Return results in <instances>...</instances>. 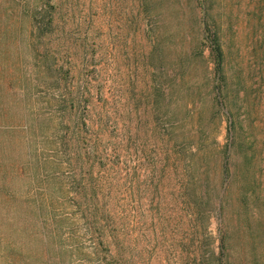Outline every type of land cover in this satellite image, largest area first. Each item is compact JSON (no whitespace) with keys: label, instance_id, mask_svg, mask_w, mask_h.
<instances>
[{"label":"rangeland","instance_id":"obj_1","mask_svg":"<svg viewBox=\"0 0 264 264\" xmlns=\"http://www.w3.org/2000/svg\"><path fill=\"white\" fill-rule=\"evenodd\" d=\"M233 139L228 226L264 232V0H0V264H216L184 185Z\"/></svg>","mask_w":264,"mask_h":264},{"label":"trees","instance_id":"obj_2","mask_svg":"<svg viewBox=\"0 0 264 264\" xmlns=\"http://www.w3.org/2000/svg\"><path fill=\"white\" fill-rule=\"evenodd\" d=\"M212 54L215 58L217 72L221 76L224 69V53L217 39H213L212 41ZM217 105L218 111H222L223 106L220 104L219 99H217ZM231 124L234 125V123ZM233 137L234 133L232 135ZM190 140H186L188 146L184 145V150L189 155L187 165L195 168L197 165L200 166V164H197L201 161L199 154L200 146L197 145L198 143L196 144L195 135L192 137L190 135ZM233 142L234 139L222 151L220 165L218 161L215 164L210 161V168L214 173L213 176L208 171L203 174V177H197L196 174L188 175L184 185L185 197L188 203L197 204L199 200H203L204 204L214 211L219 218L222 245L221 254L218 257L213 255L216 264H228V260L231 259L234 248H236L230 241L234 236H237V239L239 238V244H243V241L247 242L249 239H258L264 233L263 227L259 225L260 222L254 224L249 222L251 216L243 207H238L237 212L239 220L243 221L244 224L238 226V231L236 230L235 234L232 233V228L228 226L227 188L228 184H230V179L234 176L230 167V150ZM239 248H242V246H237V249Z\"/></svg>","mask_w":264,"mask_h":264}]
</instances>
